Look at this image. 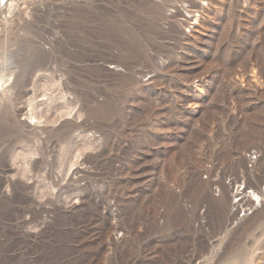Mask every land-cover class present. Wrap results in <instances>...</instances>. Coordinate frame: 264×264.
<instances>
[{
  "label": "rangeland",
  "instance_id": "374dc122",
  "mask_svg": "<svg viewBox=\"0 0 264 264\" xmlns=\"http://www.w3.org/2000/svg\"><path fill=\"white\" fill-rule=\"evenodd\" d=\"M19 5L0 264H264V0ZM228 178L260 201L239 221Z\"/></svg>",
  "mask_w": 264,
  "mask_h": 264
},
{
  "label": "built area",
  "instance_id": "2783aa9c",
  "mask_svg": "<svg viewBox=\"0 0 264 264\" xmlns=\"http://www.w3.org/2000/svg\"><path fill=\"white\" fill-rule=\"evenodd\" d=\"M6 0H1V5H3ZM261 153L258 150H250L246 153V161L248 164V169H252L254 164L260 158ZM227 185L230 186L233 191V200H232V211L234 214L235 220H242L253 214L255 211L254 201L255 203H259L255 196L253 195V190L248 189L245 185H241L237 183L234 179L228 178ZM217 192H220V188H216ZM261 192V191H260ZM262 195H264V188L262 190Z\"/></svg>",
  "mask_w": 264,
  "mask_h": 264
},
{
  "label": "bare ground",
  "instance_id": "6f19581e",
  "mask_svg": "<svg viewBox=\"0 0 264 264\" xmlns=\"http://www.w3.org/2000/svg\"><path fill=\"white\" fill-rule=\"evenodd\" d=\"M19 0H6V2L3 4V6H4V8L5 9H9L10 10V12H12V11H15V10H17L19 7H20V5H19V2H21V1H19ZM0 4H1V0H0ZM3 8V9H4ZM6 14V13H5ZM5 17H8V15L6 14V15H4ZM10 16V15H9ZM10 20V19H9ZM5 75L4 74H2V71H0V88H1V86L3 85V83L5 82ZM4 87H5V85H4ZM2 89H3V87H2ZM1 90V89H0ZM256 194V193H255ZM260 194V193H259ZM258 194V197L259 196H261V195H259ZM260 198V197H259ZM263 198V197H262ZM260 202V201H259Z\"/></svg>",
  "mask_w": 264,
  "mask_h": 264
}]
</instances>
